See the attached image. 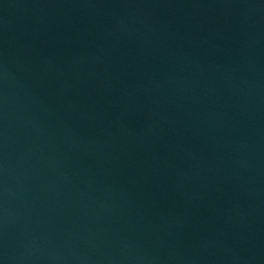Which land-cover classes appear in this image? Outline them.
Wrapping results in <instances>:
<instances>
[{"label":"water","instance_id":"1","mask_svg":"<svg viewBox=\"0 0 264 264\" xmlns=\"http://www.w3.org/2000/svg\"><path fill=\"white\" fill-rule=\"evenodd\" d=\"M0 264H264V0H0Z\"/></svg>","mask_w":264,"mask_h":264}]
</instances>
